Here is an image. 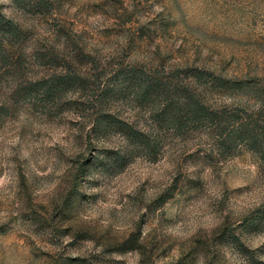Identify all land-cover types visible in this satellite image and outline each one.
Here are the masks:
<instances>
[{"label": "rangeland", "instance_id": "rangeland-1", "mask_svg": "<svg viewBox=\"0 0 264 264\" xmlns=\"http://www.w3.org/2000/svg\"><path fill=\"white\" fill-rule=\"evenodd\" d=\"M0 19V264H264V0Z\"/></svg>", "mask_w": 264, "mask_h": 264}, {"label": "trees", "instance_id": "trees-1", "mask_svg": "<svg viewBox=\"0 0 264 264\" xmlns=\"http://www.w3.org/2000/svg\"><path fill=\"white\" fill-rule=\"evenodd\" d=\"M2 29H7L9 30V32L11 33V35L16 36L17 35V30L16 28L13 26L12 22H8V21H2L0 19V30ZM1 41H0V45H1ZM39 82V81H38Z\"/></svg>", "mask_w": 264, "mask_h": 264}]
</instances>
